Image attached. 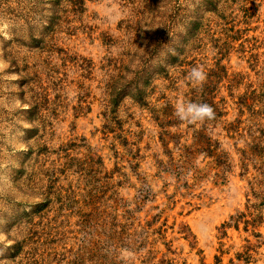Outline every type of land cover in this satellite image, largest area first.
I'll use <instances>...</instances> for the list:
<instances>
[{
    "label": "rangeland",
    "instance_id": "obj_1",
    "mask_svg": "<svg viewBox=\"0 0 264 264\" xmlns=\"http://www.w3.org/2000/svg\"><path fill=\"white\" fill-rule=\"evenodd\" d=\"M0 264H264V0H0Z\"/></svg>",
    "mask_w": 264,
    "mask_h": 264
},
{
    "label": "clouds",
    "instance_id": "obj_2",
    "mask_svg": "<svg viewBox=\"0 0 264 264\" xmlns=\"http://www.w3.org/2000/svg\"><path fill=\"white\" fill-rule=\"evenodd\" d=\"M187 79L194 84L202 85L207 75L203 70L202 66L193 67L191 72L188 74ZM176 115L181 121L188 123L202 122L204 120H211L215 118L214 109L207 103H185L180 100L176 105ZM132 256V253L127 249L121 251V258L127 261Z\"/></svg>",
    "mask_w": 264,
    "mask_h": 264
}]
</instances>
